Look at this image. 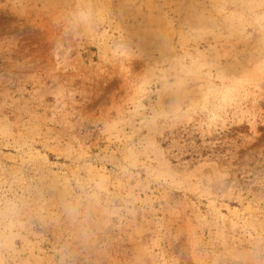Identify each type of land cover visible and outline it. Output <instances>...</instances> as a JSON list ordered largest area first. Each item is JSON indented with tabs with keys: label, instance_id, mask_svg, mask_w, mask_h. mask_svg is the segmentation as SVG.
<instances>
[{
	"label": "rangeland",
	"instance_id": "obj_1",
	"mask_svg": "<svg viewBox=\"0 0 264 264\" xmlns=\"http://www.w3.org/2000/svg\"><path fill=\"white\" fill-rule=\"evenodd\" d=\"M0 264H264V0H0Z\"/></svg>",
	"mask_w": 264,
	"mask_h": 264
}]
</instances>
